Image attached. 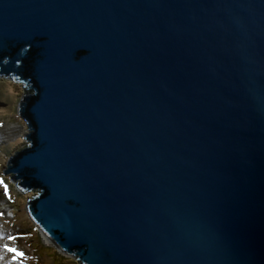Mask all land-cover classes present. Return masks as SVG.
Wrapping results in <instances>:
<instances>
[{
	"label": "water",
	"instance_id": "95a60500",
	"mask_svg": "<svg viewBox=\"0 0 264 264\" xmlns=\"http://www.w3.org/2000/svg\"><path fill=\"white\" fill-rule=\"evenodd\" d=\"M0 78L33 90L4 174L45 244L264 264V0H0Z\"/></svg>",
	"mask_w": 264,
	"mask_h": 264
},
{
	"label": "rangeland",
	"instance_id": "374dc122",
	"mask_svg": "<svg viewBox=\"0 0 264 264\" xmlns=\"http://www.w3.org/2000/svg\"><path fill=\"white\" fill-rule=\"evenodd\" d=\"M32 93V88L23 82L0 78V123H3L0 125V178L8 185V195L5 194L3 186H0V256L10 254L4 248L5 243L10 242L13 248L23 249L41 262L51 260V264H79L75 259L45 244L34 222L30 220L26 208L27 200L34 199L41 191L33 189L27 192L19 187L22 180H16L15 173L4 174L8 170L12 156L30 146L31 141L27 136L31 129L18 110L23 97ZM5 126L6 128H3ZM5 217L13 221L10 226L4 223ZM3 261L4 259H0V263ZM22 261L26 262V259L22 257L18 260L11 259L12 264H20Z\"/></svg>",
	"mask_w": 264,
	"mask_h": 264
},
{
	"label": "bare ground",
	"instance_id": "6f19581e",
	"mask_svg": "<svg viewBox=\"0 0 264 264\" xmlns=\"http://www.w3.org/2000/svg\"><path fill=\"white\" fill-rule=\"evenodd\" d=\"M12 80H14V79H12ZM16 82H20V81H18V80H15ZM3 124V123H2ZM1 123H0V125H2ZM3 128H6V126L5 127H3ZM13 127H11V129H12ZM13 129H16V128H13ZM0 132H1V130H0ZM4 132H6V131H4ZM1 135V134H0ZM15 136V135H14ZM13 137V136H12ZM4 223L5 224H9V226H10V224L11 223H13V221L12 220H7V218L5 217L4 218ZM45 239V241H48V238L45 236L44 237ZM3 244L4 243H2V246H3ZM5 244H7L8 246H10V247H12L11 246V243L9 242V243H5ZM18 251H20V252H23L24 253V256L22 257L23 259H26V262H23L22 261V263H20V264H51V260H47L46 262H41V261H39L38 259H35V258H33V256L30 254V253H28L27 251H25V250H23V249H17ZM4 254V253H3ZM12 257H13V255H11V253L10 254H8V255H5L4 257H3V259H4V261L2 262V263H0V264H12L11 263V259H12ZM8 258H10V259H8ZM21 258V257H20ZM6 259V260H5ZM18 260V259H17Z\"/></svg>",
	"mask_w": 264,
	"mask_h": 264
},
{
	"label": "snow or ice",
	"instance_id": "6c2138e0",
	"mask_svg": "<svg viewBox=\"0 0 264 264\" xmlns=\"http://www.w3.org/2000/svg\"><path fill=\"white\" fill-rule=\"evenodd\" d=\"M0 186H3V188L5 190V194L8 195V185L4 182V180L2 178H0ZM9 198H11L10 195H9ZM10 239L15 240L16 237H10ZM4 248L6 249L7 252L15 254L12 257L13 260L19 259L20 257L24 256L23 252L18 251L16 248L9 247L7 244L4 245ZM0 259H3V257L0 256Z\"/></svg>",
	"mask_w": 264,
	"mask_h": 264
},
{
	"label": "flooded vegetation",
	"instance_id": "af4514ba",
	"mask_svg": "<svg viewBox=\"0 0 264 264\" xmlns=\"http://www.w3.org/2000/svg\"><path fill=\"white\" fill-rule=\"evenodd\" d=\"M15 80V79H14ZM26 85V84H25ZM28 86V85H27ZM30 88V87H29Z\"/></svg>",
	"mask_w": 264,
	"mask_h": 264
},
{
	"label": "trees",
	"instance_id": "16d2710c",
	"mask_svg": "<svg viewBox=\"0 0 264 264\" xmlns=\"http://www.w3.org/2000/svg\"><path fill=\"white\" fill-rule=\"evenodd\" d=\"M40 242H41V240H40Z\"/></svg>",
	"mask_w": 264,
	"mask_h": 264
},
{
	"label": "clouds",
	"instance_id": "9594fccd",
	"mask_svg": "<svg viewBox=\"0 0 264 264\" xmlns=\"http://www.w3.org/2000/svg\"><path fill=\"white\" fill-rule=\"evenodd\" d=\"M12 80V79H11Z\"/></svg>",
	"mask_w": 264,
	"mask_h": 264
}]
</instances>
